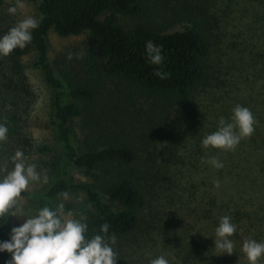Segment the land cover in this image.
<instances>
[{"label": "trees", "instance_id": "trees-1", "mask_svg": "<svg viewBox=\"0 0 264 264\" xmlns=\"http://www.w3.org/2000/svg\"><path fill=\"white\" fill-rule=\"evenodd\" d=\"M35 1L40 23L32 30L28 45L36 54L34 66L52 93V124L62 146V174L74 167L87 179L68 184L58 177L48 187L46 196L53 198L69 188L82 191L92 209L84 222L88 228L85 236L90 239L105 235L100 228L107 222V235L116 236L113 248L119 255L117 264H149L161 255L169 264H249L242 251L243 241L251 238L262 242V233L249 223L244 230L248 232L254 226V235L250 232L242 236L241 227L231 219L237 229L229 238L234 252L219 254L214 246L215 228L220 222L216 215L228 208L218 204L214 197L204 199V194L197 195V208L209 231L190 235L189 229L180 230L181 221L172 219L171 212L166 210L173 203L167 193L173 182L154 151L155 144L169 141L173 127L196 141L214 131L206 124L196 95L221 83L215 76L217 68L211 55L214 43L221 48L224 40L227 43L232 14L245 20L246 29L237 51V73L247 75L242 67L246 64L248 71L258 74L264 85V0ZM121 19L129 20V25L125 26ZM177 25L182 29L172 30ZM48 31L59 36L87 33L113 88L103 91L99 81L87 75L64 71V77L59 76L48 58ZM148 41L162 46L161 65L150 63L146 53ZM227 47L232 49L230 39ZM22 52L17 47L7 56L13 73L21 69L18 59ZM158 68L168 78L157 77ZM14 83L0 73V93L5 92L13 105L20 102L13 95L18 89ZM256 91L258 97L259 90ZM116 99L123 101L124 109L127 105L134 108L138 101L142 107L120 118L116 111L121 108L116 106ZM0 101L6 102L4 96ZM259 102L264 106V100L259 99L252 105ZM251 110L259 111L256 107ZM257 118V126L264 128V118ZM133 119L139 124L135 134L129 136L127 131ZM75 122L79 129L77 138ZM181 138L175 140V147L166 144V161L178 162L174 150ZM248 141L254 145L257 140L250 137ZM230 170L226 174L233 176L235 173ZM222 173L225 174L218 170V179L223 178ZM230 213L238 214L236 210ZM10 233L0 228V242L8 241ZM1 253L7 256L4 251ZM258 264H264V255Z\"/></svg>", "mask_w": 264, "mask_h": 264}, {"label": "rangeland", "instance_id": "rangeland-1", "mask_svg": "<svg viewBox=\"0 0 264 264\" xmlns=\"http://www.w3.org/2000/svg\"><path fill=\"white\" fill-rule=\"evenodd\" d=\"M16 2L17 0H2L0 3V37L24 17L33 16L37 19L39 16L35 0H20V3L24 5L23 8L18 9L15 15L9 14L8 8ZM121 21L125 26L130 23L125 19H121ZM244 22V19L238 20V17L232 14L231 24L226 31V38L230 39L232 49L227 47L228 40L227 43L224 40L222 48L214 43L211 55L212 64L217 68L215 76L221 83L218 82L217 86H208L196 95L199 109L206 116V124L213 127L214 131L217 130L221 117L230 122L232 109L237 104L248 107L250 110L251 107L254 110L256 107L259 111L252 113L255 116L259 115L261 119L264 118V106L260 102L252 105L258 99L259 101L264 100V85H262L261 78L255 72H249V67L246 64L242 67L247 75L241 76L237 73L240 66L237 60V51L240 41L246 37ZM180 29L182 26L177 25L172 30ZM235 33L237 35L234 38L233 34ZM46 40L48 58L54 69L59 72V76H63L61 72L64 71L70 75L78 73L96 78L103 91L113 88L111 80L103 72V60L92 48L87 33L59 36L53 31H48ZM20 49L23 50L18 59L21 69L16 73L11 72V62L8 57L0 55V73L18 85L17 92L13 95L20 101L13 105L9 102V97L5 92L0 93V97L4 96L6 99L5 103L0 101V123L5 124L8 128L7 140L0 142V167L6 166L8 170H11L14 165L10 158L17 150H21L27 163L35 164L41 180L30 182L28 189L22 192L19 198L22 206L9 211L10 213L15 211L22 212L27 216H34L38 209L44 206L55 209L58 204L63 203L65 215L71 212L73 218L82 219V222H85L92 209L82 191L73 188L67 189L63 192L67 193V199L60 194L53 198L46 196L48 187L58 177H63L68 184L85 182L87 179L80 170L74 167L62 174L65 170L62 146L56 138L52 124V93L44 83L39 69L34 66L35 51L28 44ZM80 52H83L84 56L82 59H77L76 54ZM69 53L73 54L71 60L67 59ZM256 89L259 90L258 97ZM116 102V106L121 108L123 101L116 99ZM228 106L230 107L228 108ZM141 107L140 101L135 103V109ZM134 108L127 105L125 109L121 108L116 113L120 118H126L127 113L133 112ZM228 109L231 113H228ZM257 116L255 117L256 121H258ZM138 124L136 125L133 119L132 126H129L130 131H127L129 136L135 134L134 130L137 131ZM257 125L256 122L254 127L256 126L257 130L251 136L257 140L255 144L248 141L250 137L245 138L240 141L234 151L211 147L205 149L201 144L204 137L196 141L195 138L182 134L174 127L170 129L171 131L169 130L171 132L169 141L155 144L154 155L158 161H162L160 164H164L163 170L170 174L173 182L172 188L167 191L169 199L173 200V203H170L171 207L166 210L171 212L172 219L181 221L182 228L180 230L189 229L190 235H194L195 232L204 235V231H209L202 222L197 208V195L204 194V199L214 197L218 204L227 206L228 209L225 213H217L216 216L219 218L231 217L232 221L241 227L242 231L239 230V232L242 236L250 232L254 235V226L248 232L244 228L248 229L249 223L255 224V228H259L256 231L262 233L259 236L260 240L264 242V145L262 144L264 128ZM73 129L76 134L75 138H77L79 129L76 122ZM214 131H208L205 135ZM178 138L181 139L174 150L178 162L173 164L166 161L165 146L169 143L170 146L175 147V140ZM211 157H216L222 162L223 168L217 169L210 163L202 162V159L207 161ZM196 159L199 161L197 162ZM229 168L236 175L228 176L226 171ZM218 170L225 172V174L222 173L223 178L218 179ZM5 174L0 172V179ZM45 174L48 177L47 183L43 182ZM214 181H219L220 186L216 187ZM202 207L203 205H201V209ZM235 210L238 214H233V216L230 212ZM226 213H230V215ZM26 219L25 216L16 215H9L7 219L0 218V228L11 231L12 227L22 225ZM4 253L7 256L0 252V264H6L11 259V253L7 251Z\"/></svg>", "mask_w": 264, "mask_h": 264}, {"label": "clouds", "instance_id": "clouds-1", "mask_svg": "<svg viewBox=\"0 0 264 264\" xmlns=\"http://www.w3.org/2000/svg\"><path fill=\"white\" fill-rule=\"evenodd\" d=\"M20 0L8 8L9 14L15 15L18 9L23 8ZM40 21L33 16H26L12 26L7 33L0 37V55L8 56L19 47L24 48L32 40V30L39 27ZM146 53L150 63L161 65L164 61L162 46L152 41L146 43ZM83 52L77 53L76 58L82 59ZM67 59H73L69 53ZM155 75L160 79L168 78V74L159 68ZM11 107L10 105L8 106ZM254 114L248 107L235 105L232 109L230 122L223 117L219 119L217 130L206 134L201 141L205 149L216 148L224 151H234L242 139L249 138L255 131ZM8 128L0 123V142L7 140ZM14 167L8 170L6 166L0 167V172L6 173L0 179V218L7 219L9 215L25 216L27 219L20 226L11 229L10 239L0 242V252L11 253V259L6 264H117L119 255L114 251L116 236H108L109 224L101 225L100 231L105 235H94L88 239L85 236L87 224L82 219L73 218V214L64 213V205L60 203L55 209L44 206L38 209L34 216L24 215L22 212H11L10 209L21 207L19 198L21 193L28 189L30 182H39L40 174L35 164L27 163L21 150H17L10 158ZM217 169L223 168L222 162L216 157L207 161ZM43 182L48 177L43 176ZM219 187V181L213 182ZM67 199V193H61ZM231 218H220L215 228L214 246L219 254L234 252V244L229 239L236 232V225L230 222ZM242 251L249 264H258L264 255V242L255 239H245ZM149 264H169L164 256H158L149 261Z\"/></svg>", "mask_w": 264, "mask_h": 264}]
</instances>
